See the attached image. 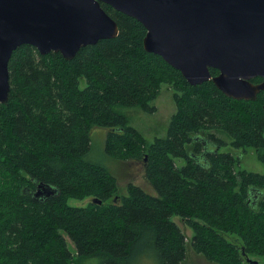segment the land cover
<instances>
[{"label": "trees", "instance_id": "1", "mask_svg": "<svg viewBox=\"0 0 264 264\" xmlns=\"http://www.w3.org/2000/svg\"><path fill=\"white\" fill-rule=\"evenodd\" d=\"M100 4L117 24L115 37L84 45L70 59L29 44L11 53L10 89L0 102V264H75L88 257L143 264L146 256L182 264L188 241L209 262L260 264L246 259L264 256V173L239 168L238 158L219 148L254 149L264 164V91L234 99L210 79L188 83L143 48L146 29L137 19ZM163 85L172 90L175 110L165 135L149 143L114 108L154 112ZM95 127L107 130V155L142 162L154 192L128 182L117 195L116 177L89 158ZM40 182L55 193L35 199ZM85 197L91 201L84 207L68 204ZM174 215L192 230L190 240Z\"/></svg>", "mask_w": 264, "mask_h": 264}, {"label": "water", "instance_id": "2", "mask_svg": "<svg viewBox=\"0 0 264 264\" xmlns=\"http://www.w3.org/2000/svg\"><path fill=\"white\" fill-rule=\"evenodd\" d=\"M101 2L137 19L146 29L143 48L188 83L210 79L234 99L264 91V0H0V102L8 97V61L18 46L70 59L84 45L115 37L117 24ZM55 191L40 182L32 196L42 200Z\"/></svg>", "mask_w": 264, "mask_h": 264}, {"label": "rangeland", "instance_id": "3", "mask_svg": "<svg viewBox=\"0 0 264 264\" xmlns=\"http://www.w3.org/2000/svg\"><path fill=\"white\" fill-rule=\"evenodd\" d=\"M81 86H84V80L81 79ZM172 90L163 85L159 95L152 101L156 107V110L151 113H146L139 107L125 108L115 107L118 112L125 114L129 119V124L136 128L147 142H152L155 138L163 137L166 133L167 124L170 116L174 112V103L172 101ZM106 129L95 127L91 130L92 149L90 152V160L98 162L104 165L110 173H112L117 179V195L126 193V186L128 182H134L143 186L146 190L154 192L150 183L145 179L143 173L142 162H134L133 160L121 162V160L115 159L104 152V137ZM219 151H229L238 158V167L244 168L253 172L264 173V164L257 159V151L251 148L245 150L234 149L229 144L220 147ZM178 166L183 161L176 160ZM109 199L107 202H111ZM91 201V197H85L84 199L69 198L68 204L75 207H84ZM172 220L181 228L186 235V239L190 240L192 236V230L186 226L182 220L174 215ZM67 240L68 248L71 252H75V247L65 233H62ZM229 240H232L230 235H225ZM155 264L156 261L146 256L143 258V264ZM251 260L264 264V256H252ZM75 264H97L96 257H88L81 260H75ZM182 264H216L207 261L202 255L194 252L190 246L189 241L186 247V256Z\"/></svg>", "mask_w": 264, "mask_h": 264}, {"label": "bare ground", "instance_id": "4", "mask_svg": "<svg viewBox=\"0 0 264 264\" xmlns=\"http://www.w3.org/2000/svg\"><path fill=\"white\" fill-rule=\"evenodd\" d=\"M46 183V182H45ZM49 184V183H48ZM53 186V185H52ZM24 189V188H23ZM29 189V188H28ZM25 190V189H24ZM30 190H32V189H30ZM28 192H30V191H28Z\"/></svg>", "mask_w": 264, "mask_h": 264}, {"label": "flooded vegetation", "instance_id": "5", "mask_svg": "<svg viewBox=\"0 0 264 264\" xmlns=\"http://www.w3.org/2000/svg\"><path fill=\"white\" fill-rule=\"evenodd\" d=\"M36 189V188H35ZM34 191V190H33ZM33 191H32V193H33Z\"/></svg>", "mask_w": 264, "mask_h": 264}]
</instances>
